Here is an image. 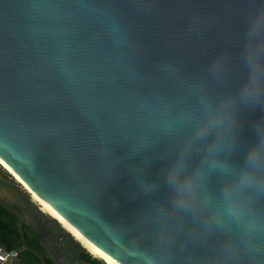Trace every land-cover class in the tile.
Wrapping results in <instances>:
<instances>
[{"label":"water","instance_id":"95a60500","mask_svg":"<svg viewBox=\"0 0 264 264\" xmlns=\"http://www.w3.org/2000/svg\"><path fill=\"white\" fill-rule=\"evenodd\" d=\"M261 11L264 0H0L1 163L112 264H264V185L238 194L251 236L223 195L264 128V89L242 94ZM221 111L224 127L197 140ZM181 155L203 173L194 209L175 207L167 181ZM5 172L0 204L23 250L48 264L26 226L54 264H94Z\"/></svg>","mask_w":264,"mask_h":264},{"label":"clouds","instance_id":"9594fccd","mask_svg":"<svg viewBox=\"0 0 264 264\" xmlns=\"http://www.w3.org/2000/svg\"><path fill=\"white\" fill-rule=\"evenodd\" d=\"M264 21V11H261L252 21L249 30L250 44L246 50L245 63L249 71L248 80L242 87V94L245 96L259 93L264 89V55L261 48H264V38L253 35L255 26ZM227 123L223 111L212 113L210 118L203 121L195 132L197 140L208 135L210 131L222 128ZM217 151L215 143L209 145V154ZM221 171H226L221 168ZM167 181L173 189L175 199L174 205L177 209L188 210L196 208L204 203L200 196V187L203 182V173L200 169L189 170L186 158L179 156L167 169ZM258 185H264V128L257 135V139L249 146L240 170L233 175V178L224 189V199L227 202V213L229 216L244 221L249 236L256 227V221L251 217H246V211L239 193ZM148 264H154L149 260Z\"/></svg>","mask_w":264,"mask_h":264},{"label":"trees","instance_id":"16d2710c","mask_svg":"<svg viewBox=\"0 0 264 264\" xmlns=\"http://www.w3.org/2000/svg\"><path fill=\"white\" fill-rule=\"evenodd\" d=\"M6 178L9 176L5 174ZM24 232L27 243L36 252H40L47 260L48 264H54L52 258L46 252L42 244L35 238L31 231L24 226ZM23 242L21 240L18 228L16 226V216L0 204V247L5 251L18 253V264H42L34 253L23 250ZM82 258L94 264H104V262L93 258L89 253H83Z\"/></svg>","mask_w":264,"mask_h":264},{"label":"bare ground","instance_id":"6f19581e","mask_svg":"<svg viewBox=\"0 0 264 264\" xmlns=\"http://www.w3.org/2000/svg\"><path fill=\"white\" fill-rule=\"evenodd\" d=\"M0 165H2V167L5 169V171H7L12 177L13 179L19 183V185H21V187L29 194V196L31 197L32 201L39 206L42 211L47 214L50 215L51 217H53L54 219L58 220L59 223L61 224V226L63 227L64 230H66L68 233H70L71 235L74 236V238H76V240L93 256L101 259L102 261H104L106 264H112L110 261H108L106 258H104L103 256H101L99 253H97L93 248H91V246L75 231L70 230L67 226L66 223L64 222V220L57 214L55 213L39 196H37L35 193H33L22 181H20L10 170H8L0 161Z\"/></svg>","mask_w":264,"mask_h":264},{"label":"built area","instance_id":"2783aa9c","mask_svg":"<svg viewBox=\"0 0 264 264\" xmlns=\"http://www.w3.org/2000/svg\"><path fill=\"white\" fill-rule=\"evenodd\" d=\"M18 256V253L15 251L8 252L0 247V264H11Z\"/></svg>","mask_w":264,"mask_h":264},{"label":"rangeland","instance_id":"374dc122","mask_svg":"<svg viewBox=\"0 0 264 264\" xmlns=\"http://www.w3.org/2000/svg\"><path fill=\"white\" fill-rule=\"evenodd\" d=\"M8 172L6 171L5 172V174H7ZM87 251V250H86ZM89 253V252H88ZM90 254V253H89ZM93 258H95V259H98V260H100V261H102L101 259H99V258H97V257H95V256H93L92 254H90ZM102 262H104V261H102ZM104 264H106L105 262H104Z\"/></svg>","mask_w":264,"mask_h":264},{"label":"crops","instance_id":"0c3cea01","mask_svg":"<svg viewBox=\"0 0 264 264\" xmlns=\"http://www.w3.org/2000/svg\"><path fill=\"white\" fill-rule=\"evenodd\" d=\"M11 264H18V263H17V259L13 260V261L11 262Z\"/></svg>","mask_w":264,"mask_h":264},{"label":"flooded vegetation","instance_id":"af4514ba","mask_svg":"<svg viewBox=\"0 0 264 264\" xmlns=\"http://www.w3.org/2000/svg\"><path fill=\"white\" fill-rule=\"evenodd\" d=\"M85 253V252H84Z\"/></svg>","mask_w":264,"mask_h":264}]
</instances>
